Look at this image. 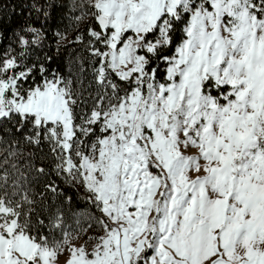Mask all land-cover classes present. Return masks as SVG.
I'll list each match as a JSON object with an SVG mask.
<instances>
[{
    "label": "snow or ice",
    "instance_id": "snow-or-ice-1",
    "mask_svg": "<svg viewBox=\"0 0 264 264\" xmlns=\"http://www.w3.org/2000/svg\"><path fill=\"white\" fill-rule=\"evenodd\" d=\"M71 8L95 22L75 75L32 59L43 25L0 32V264H264V0ZM45 148L99 213L83 245L32 187Z\"/></svg>",
    "mask_w": 264,
    "mask_h": 264
},
{
    "label": "trees",
    "instance_id": "trees-1",
    "mask_svg": "<svg viewBox=\"0 0 264 264\" xmlns=\"http://www.w3.org/2000/svg\"><path fill=\"white\" fill-rule=\"evenodd\" d=\"M72 2L73 0H60L63 6L50 10L51 15L45 24L42 17L33 10V5L37 4V0H0V32L11 37L14 31H19L21 25L32 24L38 27L43 25L46 32L44 43L32 53V59L43 61L45 57L51 56L53 60L48 64L51 69L58 70L65 76L75 75L80 63L88 67L91 59L88 51V43L91 39L88 29L94 27L95 22L91 17L86 22L77 20L80 9H72ZM57 32L61 33L63 38L69 37V39L66 42L63 38L58 39L55 35ZM77 36H82L83 42H78ZM4 43L6 45L7 41ZM27 150L32 151V149ZM46 153V148L44 153H38L34 163L36 167H46L50 175L40 178L38 182L33 183L32 187L36 193H41L44 192L45 184L55 182L60 194L53 196L50 192L44 193L46 199L43 205L49 207L51 211L59 209L64 218L65 229L79 234L78 228L80 226L87 228V224L94 221L99 213L88 202L85 190H80L76 185L65 182L63 177L51 172L52 162L45 155ZM67 197H71V200L69 201ZM87 230L96 231L95 225ZM57 236L59 237V233Z\"/></svg>",
    "mask_w": 264,
    "mask_h": 264
},
{
    "label": "rangeland",
    "instance_id": "rangeland-1",
    "mask_svg": "<svg viewBox=\"0 0 264 264\" xmlns=\"http://www.w3.org/2000/svg\"><path fill=\"white\" fill-rule=\"evenodd\" d=\"M81 15V11H79V16ZM91 16H86V17H84V19H82V20H84V22H86L89 18H90ZM69 39V37H64L63 38V41L64 42H66L67 40ZM80 190H84L83 189V187H81V186H79V185H76ZM96 234V231H94V230H87L86 231V233H83V234H81V233H79V234H76V235H78L79 236V238L78 239H74V240H72V243H74V244H76L77 246H80V245H83L84 244V242H85V240L87 239V237H89V236H93V235H95ZM91 243H89V250H91ZM69 255L70 254H68V253H65L64 255H62L61 257H60V264H64V262H65V260L67 259V258H69Z\"/></svg>",
    "mask_w": 264,
    "mask_h": 264
}]
</instances>
